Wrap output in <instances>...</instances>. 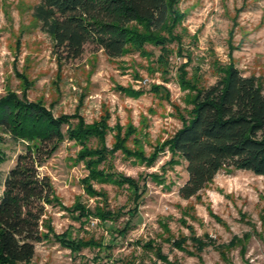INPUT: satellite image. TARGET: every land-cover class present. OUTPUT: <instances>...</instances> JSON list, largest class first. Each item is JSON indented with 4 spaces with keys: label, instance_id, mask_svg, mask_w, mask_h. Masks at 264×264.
Here are the masks:
<instances>
[{
    "label": "rangeland",
    "instance_id": "obj_1",
    "mask_svg": "<svg viewBox=\"0 0 264 264\" xmlns=\"http://www.w3.org/2000/svg\"><path fill=\"white\" fill-rule=\"evenodd\" d=\"M37 2L0 0V98L14 92L41 102L74 126L107 119L104 138L82 144L67 137L41 172L52 180L56 197L43 230L50 225L55 234L94 237L111 248L72 253L51 233L28 264H264V175L224 168L186 200L179 194L189 177L186 162L168 145L191 118L197 92L215 84L229 66L259 77L264 86V0H178L179 17L159 33L164 47L147 43L142 51L111 59L89 43L80 58L70 60L34 17ZM68 128L63 125V132ZM10 138L0 131L6 154L1 180L23 150ZM123 138L125 148L141 158L116 148ZM87 147L110 152L101 169L146 182L138 212L131 210L127 184L92 181L100 195L87 192L89 170L79 159ZM78 202L109 209L115 217L73 219ZM149 242L153 248L144 246Z\"/></svg>",
    "mask_w": 264,
    "mask_h": 264
},
{
    "label": "trees",
    "instance_id": "obj_2",
    "mask_svg": "<svg viewBox=\"0 0 264 264\" xmlns=\"http://www.w3.org/2000/svg\"><path fill=\"white\" fill-rule=\"evenodd\" d=\"M37 1L34 17L53 39L61 57L69 60L80 58L89 43L111 59L122 57L129 50L142 51L147 43L164 47L166 40L159 33L168 31L171 22L179 17L178 0ZM224 72L215 84L197 92L191 118L168 142L173 155L186 162L189 177L179 188L180 196L186 200L203 191L224 168L264 175V86L259 77L245 75L235 66ZM65 124L69 128L63 132ZM107 126L105 118L98 124L74 126L68 116L55 117L41 102L21 98L14 92L0 98V131L23 147L15 166L0 179V186H4L0 197V264L30 263L37 245L54 233L50 225L46 232L43 230L47 206L56 200L52 180L41 172L44 164L67 137L84 144L91 137L104 138ZM126 141L119 139L116 148L141 158V154L125 148ZM108 152L105 147H87L80 153L79 159L89 170L84 179L87 192L100 195L92 181L127 184L135 204L131 210L136 213L147 192L146 182L140 185L132 176L101 169ZM5 158L6 154L0 150V163ZM150 161V164L154 162ZM151 176L162 179L157 174ZM71 212L73 219L83 222L91 216L102 222L115 217L109 209L92 210L81 202ZM129 227L127 224L120 232ZM54 236L72 253L90 247L104 252L111 248L94 237L72 239L69 231ZM144 246L153 248L154 244L149 242Z\"/></svg>",
    "mask_w": 264,
    "mask_h": 264
}]
</instances>
